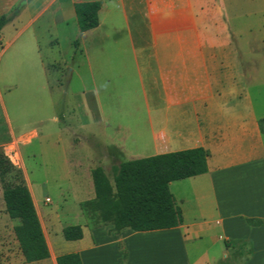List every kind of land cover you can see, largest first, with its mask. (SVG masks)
Returning a JSON list of instances; mask_svg holds the SVG:
<instances>
[{"label": "crops", "instance_id": "crops-1", "mask_svg": "<svg viewBox=\"0 0 264 264\" xmlns=\"http://www.w3.org/2000/svg\"><path fill=\"white\" fill-rule=\"evenodd\" d=\"M24 1L27 0H0V18L10 15ZM92 1L95 0H70L74 11L76 4ZM205 1L103 0L99 25L83 34L88 39L102 31L107 26L102 20L104 13L122 15L128 31L126 47L118 56H111L104 45L100 69L88 60L97 85L95 92L101 88L103 120H115L119 129L134 126L137 112L145 110L148 114L145 121L150 139L144 146L130 147L126 139L120 138L118 142L110 140L104 147L114 146L124 157L130 154L134 160L195 148L209 152L206 174L169 185L182 210L183 224L149 232H118L112 225L93 227L90 239L86 216L81 223L82 211L65 220L62 210L50 208L45 202L49 199L51 203L48 195L42 200L41 192L42 188L46 192L53 187L80 191L79 208L80 204L94 200L93 169L87 148H82V157L77 158L54 149L56 173L60 177L51 183H34L20 145L16 164L24 173L50 251L47 259L26 263L23 258V264H58L59 256L70 253H78L83 264H136L134 256L139 255V250L145 253L151 249L144 244L158 240H162L163 252H180L185 264H264V116L257 113L251 102L249 82L254 76L248 70H239V51L228 29H221L222 34L217 35L202 20ZM59 2L26 3L2 29L0 42L5 39L4 30L12 27L15 33L8 46L15 44ZM39 3L42 6L36 9L35 17L22 28L16 27L19 16ZM59 12L63 14L62 10ZM60 20L62 25H68L61 15L54 20L56 26ZM120 33L119 29L117 34ZM110 37L103 34L102 40ZM242 78L247 79L246 84L240 81ZM126 112H130L132 119L124 125ZM54 120L59 122L56 116ZM9 128L14 138L29 133L39 136L37 129L17 133L11 121ZM61 141L60 137L58 144ZM72 143L74 149L80 150L81 144ZM75 225L82 226L83 239L61 242L59 233Z\"/></svg>", "mask_w": 264, "mask_h": 264}, {"label": "rangeland", "instance_id": "rangeland-1", "mask_svg": "<svg viewBox=\"0 0 264 264\" xmlns=\"http://www.w3.org/2000/svg\"><path fill=\"white\" fill-rule=\"evenodd\" d=\"M202 4L201 16L208 28H214L217 35L222 34L221 29H228L231 34L229 36L239 51V70H248L254 76L249 82L251 102L257 113L264 116V0H206ZM41 6V3L33 5L30 11L21 14L16 27L22 28L34 18ZM108 14H102L107 26L88 39L83 38L84 33L80 31L70 0H60L10 47L8 42L15 30L12 27L4 30L5 39L0 42V149L21 171L24 181V173L17 165L20 145L31 180L34 183L44 180L51 183L60 177L56 173L58 161L54 157L55 150L77 158L82 157V148L86 147L91 156V168L103 167L112 180L114 166L120 162L108 159L104 144L110 140L118 142L120 138L126 139L130 147H141L149 142L150 128L145 121L148 119L145 110L136 113V124L131 127L119 129L115 120H103V95L101 88L95 92L97 85L91 75L89 61L96 63V69L102 68V47L105 45L111 56H118V52L126 47L128 32L122 15L111 12L106 19ZM61 15L68 25H62L60 20L56 26L54 20H59ZM114 26L118 29L115 30ZM119 29L120 35L117 34ZM103 34L110 35V39L103 41ZM55 39L58 45H55ZM93 42L95 44L92 45ZM240 81L247 83L246 78ZM130 115L126 112L122 121L124 125L132 119ZM10 121L17 133L37 129L39 136L29 133L22 138H14L9 128ZM60 137L62 141L58 144ZM31 139L32 143L24 146ZM72 142L78 146L81 144L80 150L74 149ZM129 155L123 157L124 160L135 159ZM10 180L15 181L13 177ZM64 190L53 187L45 192L42 188V200L48 195L51 203L45 202L50 208L62 210L65 220L82 211L81 223L88 220L86 232L90 239L93 227L110 226L97 222L93 212L89 214L90 219L85 215L82 204L80 208L77 205L81 199L80 191ZM18 224L19 221L12 220L6 212L0 183V264H23L24 257L14 233ZM59 238L61 242H67L62 233H59ZM156 242L144 244L151 249L145 253L139 250V255L134 256L136 264H185L180 252H163L162 240Z\"/></svg>", "mask_w": 264, "mask_h": 264}, {"label": "trees", "instance_id": "trees-1", "mask_svg": "<svg viewBox=\"0 0 264 264\" xmlns=\"http://www.w3.org/2000/svg\"><path fill=\"white\" fill-rule=\"evenodd\" d=\"M27 0L16 6L10 15L0 18V33L24 8ZM102 2L95 0L75 5L80 31L85 33L99 25L98 13ZM264 122V120H262ZM108 159L118 160L113 179L103 167L93 169L95 199L82 203L85 215L95 213L97 222L110 224L115 231L131 229L135 232L169 230L183 224L182 210L176 205L169 185L171 182L196 177L208 172L209 152L203 148L188 149L157 156L124 160L114 146L108 147ZM13 177L15 181H11ZM0 183L6 212L12 220L26 263L50 257L49 247L33 201L32 194L22 178V173L0 149ZM94 219V218H92ZM67 241L83 239L80 225L63 230ZM58 264H83L78 253L61 255Z\"/></svg>", "mask_w": 264, "mask_h": 264}, {"label": "built area", "instance_id": "built-area-1", "mask_svg": "<svg viewBox=\"0 0 264 264\" xmlns=\"http://www.w3.org/2000/svg\"><path fill=\"white\" fill-rule=\"evenodd\" d=\"M47 201L49 202L50 200L48 199Z\"/></svg>", "mask_w": 264, "mask_h": 264}]
</instances>
